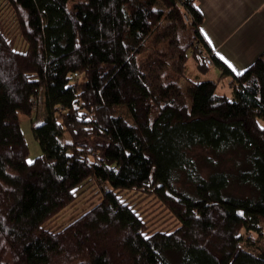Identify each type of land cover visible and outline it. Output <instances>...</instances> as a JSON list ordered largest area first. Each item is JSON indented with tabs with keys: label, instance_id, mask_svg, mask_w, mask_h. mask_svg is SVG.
Returning <instances> with one entry per match:
<instances>
[{
	"label": "trees",
	"instance_id": "trees-1",
	"mask_svg": "<svg viewBox=\"0 0 264 264\" xmlns=\"http://www.w3.org/2000/svg\"><path fill=\"white\" fill-rule=\"evenodd\" d=\"M1 1L0 240L14 263L264 264V52L235 74L203 38L194 0ZM186 27L181 44L175 33ZM153 34L159 55L140 59ZM207 55L231 77V97L214 81L179 83L189 57L206 73ZM42 90L46 116L32 126L41 155L29 163L19 114L32 115ZM196 148L230 167L202 171ZM182 175L192 193L176 186ZM93 180L100 200L46 229ZM138 190L177 220L172 231L148 232L120 195Z\"/></svg>",
	"mask_w": 264,
	"mask_h": 264
},
{
	"label": "rangeland",
	"instance_id": "rangeland-1",
	"mask_svg": "<svg viewBox=\"0 0 264 264\" xmlns=\"http://www.w3.org/2000/svg\"><path fill=\"white\" fill-rule=\"evenodd\" d=\"M3 6V2L0 0V8ZM182 16V15H181ZM189 18L187 16H183V21L187 22ZM162 33L167 34L166 31H162ZM14 34V33H13ZM177 35L178 39L180 40L181 44H186L190 39V33L189 29L186 27L184 29H178L175 33ZM15 36V44L19 48H23V42L19 34H14ZM155 36L154 34L147 39V42L145 44V49H143V54L140 56V59H143L145 56L154 57L156 54L159 55V53H156L154 55H151V50L153 48L151 42V38ZM172 51V50H171ZM171 53V52H170ZM173 60L166 61L161 67L159 71H165L163 77H166V74L170 71V66ZM185 72V81H192L194 83L200 84V74L195 68V61L189 57L188 63H187V69ZM181 80V79H180ZM181 80V86L183 89L186 90L187 83ZM224 82V81H222ZM180 83V82H179ZM223 92L228 95L232 96L231 90L228 88H225ZM35 104L33 106L32 115L29 116L25 113L19 114V124L21 126L22 135L25 137L26 145H28V155L27 161L31 163L36 159V157L41 155V148L40 145H38L37 140L34 138V135L32 134V126L35 124H41V122L44 120L46 116V110H45V100H44V91L42 90L40 94L35 99ZM189 101V98H188ZM116 113L121 115L123 118L127 119L129 122L132 121L130 119V116L124 107H117ZM264 124V123H262ZM62 142H68L69 138L67 134L63 135L61 138ZM84 143H87L91 145L92 139H85L83 140ZM192 155L195 160H197V165L202 171H207L212 168H215L217 166H220L223 169L229 168L231 165L230 159L228 157H224L223 159H219L216 156L212 155L208 149H199L196 148L192 151ZM213 161V162H212ZM217 165L214 166L215 162H218ZM212 162V164H211ZM176 186L180 191L184 190L188 193H192V188L189 185V183L185 182L183 175L179 176L178 180L176 181ZM95 180L88 182L86 184H83L82 187H80L77 191V195L75 200L67 206L66 208L62 209L61 212L53 215L48 219L46 222H44V227L46 229H53V230H61L64 226L69 224L73 219L83 215L84 212H86L90 207H92L95 203H97L99 198V192L98 187ZM103 187H106V185H103ZM229 190L234 193H239L242 195H249L251 194V189L237 185L236 183H233ZM121 197L128 201L130 205L133 206V208H136L138 213L141 214L142 218L145 221V224L147 226L148 232H154L157 230H166V231H172L177 225V220L171 216V214L168 212L167 208L149 191H127V192H121ZM264 235V232H263ZM243 242L242 245L245 246L246 244H249V237L247 239V233L243 232ZM264 241V237H263ZM248 246V245H247ZM79 260H74V262L70 264H76ZM0 264H15L13 261V258L10 256L9 250L5 247V245L0 240Z\"/></svg>",
	"mask_w": 264,
	"mask_h": 264
},
{
	"label": "crops",
	"instance_id": "crops-1",
	"mask_svg": "<svg viewBox=\"0 0 264 264\" xmlns=\"http://www.w3.org/2000/svg\"><path fill=\"white\" fill-rule=\"evenodd\" d=\"M194 3L203 15L199 26L203 38L212 53L235 74L244 72L264 52V0H194ZM207 67L206 73L198 71L199 81L216 82L215 93L220 95L225 94V88L232 91L231 77L222 76L214 63Z\"/></svg>",
	"mask_w": 264,
	"mask_h": 264
},
{
	"label": "built area",
	"instance_id": "built-area-1",
	"mask_svg": "<svg viewBox=\"0 0 264 264\" xmlns=\"http://www.w3.org/2000/svg\"><path fill=\"white\" fill-rule=\"evenodd\" d=\"M204 60L206 61V64L210 65L213 63V61L211 60V58L209 57V55L205 56Z\"/></svg>",
	"mask_w": 264,
	"mask_h": 264
}]
</instances>
